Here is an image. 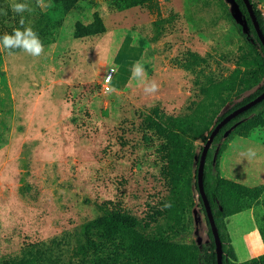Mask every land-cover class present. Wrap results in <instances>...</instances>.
Returning <instances> with one entry per match:
<instances>
[{
	"label": "rangeland",
	"instance_id": "rangeland-1",
	"mask_svg": "<svg viewBox=\"0 0 264 264\" xmlns=\"http://www.w3.org/2000/svg\"><path fill=\"white\" fill-rule=\"evenodd\" d=\"M7 1L32 6L29 0ZM36 1L43 11L51 6ZM259 8L264 14V2ZM94 12L106 32L75 39L74 23H90ZM228 15V0H157L124 11L114 10L111 0H82L63 17L41 56L21 49L8 55L0 45V256L26 243L49 244L68 235L73 240L95 216L90 201L118 202L133 216L149 218L153 229L170 227L156 217L166 212L158 203L168 189L140 123L156 106L169 115L184 114L197 99L195 82L230 74L243 42ZM174 17L150 43L152 24ZM231 52L230 60H221ZM187 53L207 58V65L184 67ZM137 61L148 81L158 84L155 93L146 94L132 77ZM105 85L115 91H105ZM238 125L221 142L219 174L250 188L263 185L264 126L243 136L233 133ZM202 146L195 144L197 153ZM248 149L255 155L247 156ZM197 212L182 241L201 246L208 240L207 225ZM263 221L261 204L226 220L238 262L261 253Z\"/></svg>",
	"mask_w": 264,
	"mask_h": 264
},
{
	"label": "trees",
	"instance_id": "trees-1",
	"mask_svg": "<svg viewBox=\"0 0 264 264\" xmlns=\"http://www.w3.org/2000/svg\"><path fill=\"white\" fill-rule=\"evenodd\" d=\"M30 1L34 11L17 14L7 0H0V13H7L0 14V38L19 28L23 17L25 26L33 28L43 45L53 43L63 17L82 0H48L51 6L46 11L41 10L36 0ZM156 1L111 0V3L114 10L124 11ZM248 1L264 36V14L259 8L263 0ZM234 2L244 19L243 24L235 23L231 15L228 16L236 25L243 45L237 50L230 74L221 80L205 78L195 82L197 99L189 103L184 114L169 115L156 106L149 109V114H145L140 123L145 132L143 141L154 148L160 163L159 175L168 189V195L158 203L166 212L156 217L170 227L153 229L149 218L133 216L118 202L90 201L95 216L80 226L73 240L68 235L51 240L49 244L26 243L16 253L0 256V264H217L213 236L197 190L196 176L202 148L197 153L195 144L204 145L223 118L264 91V48L243 0ZM174 19L156 20L152 24L155 34L148 39L150 43L162 37L165 26L172 24ZM105 32L103 20L96 12L90 23L75 22L73 26L75 39L101 36ZM231 57L232 52L221 55V60ZM184 59L183 66L188 69L208 63L207 58L195 53H187ZM236 123L239 125L233 133L243 136L263 127L264 100L232 119L215 136L205 160L203 188L221 241L222 264H264V254L238 262L226 227V220L233 215L250 210L254 205L261 204L264 208V184L250 188L221 177L218 171L224 133ZM24 189L29 190L28 186ZM193 209L204 215L207 225L208 240L201 246L182 241L193 223ZM258 232L264 244V221L259 223Z\"/></svg>",
	"mask_w": 264,
	"mask_h": 264
},
{
	"label": "water",
	"instance_id": "water-1",
	"mask_svg": "<svg viewBox=\"0 0 264 264\" xmlns=\"http://www.w3.org/2000/svg\"><path fill=\"white\" fill-rule=\"evenodd\" d=\"M228 2L232 6V18H233V20L238 24H243L244 19L242 18L241 13H240L238 7L236 6L234 0H228ZM243 3L247 9V12H248L249 17L251 19L253 27L257 33L259 41L261 42V44L264 48V36L262 34V31L260 30V27L258 25V22L256 20L255 15H254L252 5L250 4V2L248 0H243ZM263 100H264V91L260 95H258L256 98H254L252 101L248 102L247 104L239 107L238 109H236L233 112H231L230 114H228L225 118H223L214 127V129L212 130V132L209 136V139L206 141V143L202 147V152H201V155L199 158V164H198L197 176H196L197 190H198L199 196L202 200V204H203V207L205 210V216L207 218V222H208L209 228H210L212 236H213L215 251H216L217 264H222L223 251H222V245H221V241L219 238L218 230L215 226V222H214V219H213V216L211 213V209H210V206H209V203H208V200L206 198V195L204 193V188H203V171H204L206 156H207L208 150L211 147V144H212L215 136L218 134V132L221 130V128H223V126H225L232 119H234L238 115L244 113L245 111L252 108L253 106H255L256 104L260 103ZM237 124L238 123L234 124L233 127H235ZM230 130L231 129H229L228 131H226L224 133V137L229 133ZM193 214H194L195 220H197L196 211H194Z\"/></svg>",
	"mask_w": 264,
	"mask_h": 264
},
{
	"label": "clouds",
	"instance_id": "clouds-1",
	"mask_svg": "<svg viewBox=\"0 0 264 264\" xmlns=\"http://www.w3.org/2000/svg\"><path fill=\"white\" fill-rule=\"evenodd\" d=\"M40 6L48 7L49 5L43 4V0H40ZM13 12L21 14L24 12L31 13L34 11L27 3H13L11 5ZM0 14L6 15V12ZM20 27L13 29L11 34L5 33L2 38H0V45H2L4 50H7L8 55H12L13 49H21L24 53L32 56L39 57L44 51V46L40 40L38 34L29 26H25V20L21 17L19 21ZM118 70V66L111 69L112 72ZM132 77L134 79L140 80L144 84V92L146 94L155 93L158 90V84L155 81H148L147 73L144 71L143 62L137 61L132 68ZM107 91H115L113 88L107 89ZM246 155L251 157L255 155L252 149H248ZM165 207H168L166 204ZM254 258V257H253Z\"/></svg>",
	"mask_w": 264,
	"mask_h": 264
},
{
	"label": "crops",
	"instance_id": "crops-1",
	"mask_svg": "<svg viewBox=\"0 0 264 264\" xmlns=\"http://www.w3.org/2000/svg\"><path fill=\"white\" fill-rule=\"evenodd\" d=\"M263 2H264V0H263ZM252 237L255 238V237H257V236L253 235ZM248 238H250V236H246V237L244 238V240L246 241ZM256 239H257V238H256ZM258 241H259V239H258ZM261 250H262L261 253L258 254V255H256V256H259V255L264 254V245H262V249H261ZM246 254H247V253H246ZM256 256H254V257H256ZM250 258H253V257L247 255V260H249Z\"/></svg>",
	"mask_w": 264,
	"mask_h": 264
},
{
	"label": "built area",
	"instance_id": "built-area-1",
	"mask_svg": "<svg viewBox=\"0 0 264 264\" xmlns=\"http://www.w3.org/2000/svg\"><path fill=\"white\" fill-rule=\"evenodd\" d=\"M105 91H107V89H109V87L107 85L104 86Z\"/></svg>",
	"mask_w": 264,
	"mask_h": 264
}]
</instances>
